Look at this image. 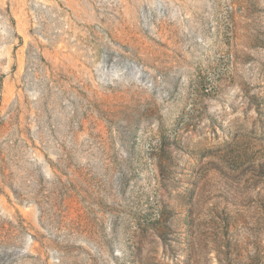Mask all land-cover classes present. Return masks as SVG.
I'll return each instance as SVG.
<instances>
[{"label":"rangeland","instance_id":"rangeland-1","mask_svg":"<svg viewBox=\"0 0 264 264\" xmlns=\"http://www.w3.org/2000/svg\"><path fill=\"white\" fill-rule=\"evenodd\" d=\"M0 264H264V0H0Z\"/></svg>","mask_w":264,"mask_h":264}]
</instances>
